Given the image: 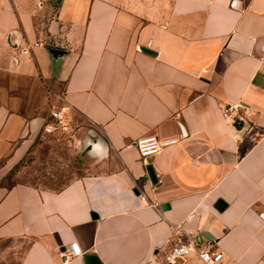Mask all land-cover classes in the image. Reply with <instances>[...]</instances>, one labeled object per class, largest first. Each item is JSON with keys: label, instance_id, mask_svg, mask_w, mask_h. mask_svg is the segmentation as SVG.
I'll return each mask as SVG.
<instances>
[{"label": "crops", "instance_id": "obj_1", "mask_svg": "<svg viewBox=\"0 0 264 264\" xmlns=\"http://www.w3.org/2000/svg\"><path fill=\"white\" fill-rule=\"evenodd\" d=\"M0 47V264H64L75 241L72 264H167L187 231L226 264H264V0H0ZM58 104L84 173L7 186ZM146 135L179 142L144 162Z\"/></svg>", "mask_w": 264, "mask_h": 264}, {"label": "rangeland", "instance_id": "obj_2", "mask_svg": "<svg viewBox=\"0 0 264 264\" xmlns=\"http://www.w3.org/2000/svg\"><path fill=\"white\" fill-rule=\"evenodd\" d=\"M1 47L0 51H3ZM13 81V78L6 72L0 71V85L8 86ZM43 85V92L49 97L50 94H60L63 90L61 84L54 85L53 82H44ZM17 91L20 94L23 93L22 88ZM50 121L49 117L48 122ZM77 130L74 124H71L68 130L59 128L46 131L43 128L33 148L9 173L5 184L11 186L17 183H31L42 187L60 188L75 177L82 175L84 173L82 163L84 149L76 138Z\"/></svg>", "mask_w": 264, "mask_h": 264}, {"label": "built area", "instance_id": "obj_3", "mask_svg": "<svg viewBox=\"0 0 264 264\" xmlns=\"http://www.w3.org/2000/svg\"><path fill=\"white\" fill-rule=\"evenodd\" d=\"M35 46L40 45L35 43ZM20 54H30L32 46L27 45L20 47ZM207 72V69L204 70ZM243 108L242 104H228L223 111L224 118L227 120L235 121L239 118L240 110ZM50 122L44 128L46 131L68 130L71 127V119L69 116V107L67 105H59L54 107L50 112ZM179 142L178 138H161L156 135H146L136 141V147L140 154L141 159L145 162L147 158L152 157L164 149ZM142 201L147 202V197L142 195ZM190 231L186 232L187 239L184 242L174 246L171 251V259L167 264H175L179 258H184L192 253H195L199 260L204 264H226L224 251L219 248L200 247L196 238L191 237ZM83 251L80 244L75 241L71 242L63 251L62 257L64 264H72L73 260L82 256Z\"/></svg>", "mask_w": 264, "mask_h": 264}, {"label": "water", "instance_id": "obj_4", "mask_svg": "<svg viewBox=\"0 0 264 264\" xmlns=\"http://www.w3.org/2000/svg\"><path fill=\"white\" fill-rule=\"evenodd\" d=\"M145 50L148 51V52H151L148 49H145ZM50 52L53 54L54 57H57L59 55L64 54V51L61 50V49H58V48H51ZM149 173H150L151 177L154 179L155 175H154V171L152 170V168H149ZM225 205L226 204L224 203V201L219 200L217 202V204H216V207L221 210V209H223L225 207ZM84 264H102V263H101V261H100V259L98 258L97 255L89 254V255L85 256Z\"/></svg>", "mask_w": 264, "mask_h": 264}]
</instances>
